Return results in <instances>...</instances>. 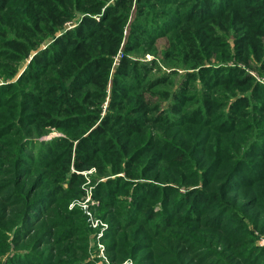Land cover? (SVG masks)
I'll list each match as a JSON object with an SVG mask.
<instances>
[{"label": "trees", "instance_id": "trees-1", "mask_svg": "<svg viewBox=\"0 0 264 264\" xmlns=\"http://www.w3.org/2000/svg\"><path fill=\"white\" fill-rule=\"evenodd\" d=\"M159 36L183 65L214 56L242 65L198 72L235 100L217 105L204 92L187 112L180 92L173 114H158L146 94L165 81L140 87L149 72L128 54L151 51ZM252 65L264 76V0H0L3 264H89L74 225L81 213L67 204L83 196L79 172L92 168L130 181L97 189L102 217L115 192L131 199L110 221L113 264H264L255 245L264 236V85ZM180 126L185 133L170 129ZM52 130L63 136L40 140Z\"/></svg>", "mask_w": 264, "mask_h": 264}, {"label": "rangeland", "instance_id": "rangeland-1", "mask_svg": "<svg viewBox=\"0 0 264 264\" xmlns=\"http://www.w3.org/2000/svg\"><path fill=\"white\" fill-rule=\"evenodd\" d=\"M161 9H175L174 6H161ZM154 17H158L156 13L153 12ZM134 21V17H130V21ZM72 25H68L67 28H71ZM162 31L158 33V35H162ZM227 41L230 44V49L234 51V41L231 35H227ZM52 43V39L48 38L46 41L40 44L37 51L44 50ZM147 45H142L139 49L133 51L132 53H129V57L131 60L136 61L139 64V68H145L148 73V80H145L143 78V81L140 83V87L147 86L148 81H155L157 78L164 79L165 84H160L159 86H154L153 89H151L147 94L146 98L149 102L153 103L154 107H158L160 110L158 114H173V112L170 110L172 107H176V102L174 101V95L180 94V92H183V95L185 96V93L187 92V95L189 96V99H191L190 102L186 101V98L182 99V105L181 109L183 111H195L199 110L201 108V102L203 101L204 95L207 93L211 97L212 100H214L217 105H228L229 102L234 101V97H232L233 92L226 90L224 86H217L214 88H211V86H206L207 77L204 78L201 77V74H207V72H203L201 74H198L199 70L202 69H209V70H217L224 68L225 66H237L239 68L243 67L240 64H237L235 62H226V61H220L216 56L210 58L209 60H206L200 67L193 68V64L191 62H187L185 65L180 63L182 60L181 58L176 57H169L167 58L165 56L166 52H169L168 49V41L166 37L159 36V38H155L154 46L152 47L151 51L147 50ZM147 51L149 53H147ZM121 53L115 57L113 61V66L118 64L119 59L121 58ZM33 55L29 58H31ZM118 60V61H117ZM155 62V64H153ZM29 64V61L23 60L18 65V71L16 75L11 79L7 80V83H15L19 79V77L22 75L24 70L27 68V65ZM249 73L252 75L253 79L255 81H258V83H263L264 85V76H260L257 71V67L252 65L248 68ZM146 74L145 72H142V75ZM196 75L199 76L196 77V79H191L189 75ZM1 75V74H0ZM208 75V74H207ZM189 77V78H188ZM3 75L0 76V86L5 84ZM6 82V81H5ZM187 82V88L184 90V83ZM6 83V84H7ZM138 88V87H136ZM142 89L136 90L141 91ZM167 91L166 97L163 98L160 96V91ZM205 92V94H203ZM236 94V93H235ZM241 93H239L240 95ZM248 94V92L246 93ZM226 95L229 96L228 100L227 98H224ZM238 95V96H239ZM227 97V96H226ZM227 100L224 104V101ZM108 100H105V103H103V113H105L107 108ZM179 107V106H178ZM222 107H219L217 112H219ZM227 107L225 106L222 111H224ZM227 117L226 113L224 114V119ZM178 118V116H177ZM215 120V118H214ZM218 123V122H217ZM167 127V126H166ZM169 128V126L167 127ZM173 131L181 130L183 133H185L182 129V126L179 128H170ZM215 130V125L213 123V131ZM49 133L44 135L40 140L41 141H50L53 138L62 137V133L58 132L56 130L48 131ZM215 132V131H214ZM251 139H255V136L251 137ZM74 172V171H73ZM84 177V184L82 186V189L84 190V194L80 199H75L67 204L68 210L78 209L81 213L80 216H77L80 222L75 223L74 225L80 230L79 237L82 238V241L78 242V244L82 243L83 246L85 245V256L87 262L89 264H113L111 262L110 256L107 252V244H109V238L111 237L113 227L112 223L110 222L112 220V217H120L122 212V206L126 201H130V197H123L122 194L115 192L114 195V203L113 207L111 208H105L104 213L105 215L102 217L99 214L100 203L98 198H96L97 189H103L104 187L100 188L101 183H105L107 181H111V183L117 185V186H125L122 184L121 180L124 182L129 183L130 181L126 178H124V173H120L117 175H113V173L106 172L104 175L99 176L98 171L94 168L79 172ZM66 186V184L64 185ZM99 186V187H97ZM127 196V195H126ZM114 225V224H113ZM79 238V239H80ZM85 239V240H83ZM256 246L264 247V236L260 237L256 242ZM11 253L4 255L2 258L0 257V264H3L7 256H10ZM115 264V263H114ZM117 264H135L133 260L126 259L121 263Z\"/></svg>", "mask_w": 264, "mask_h": 264}, {"label": "built area", "instance_id": "built-area-1", "mask_svg": "<svg viewBox=\"0 0 264 264\" xmlns=\"http://www.w3.org/2000/svg\"><path fill=\"white\" fill-rule=\"evenodd\" d=\"M118 61V60H117Z\"/></svg>", "mask_w": 264, "mask_h": 264}]
</instances>
